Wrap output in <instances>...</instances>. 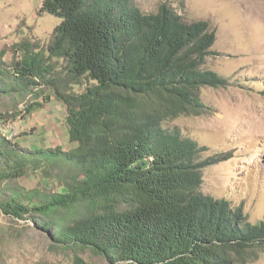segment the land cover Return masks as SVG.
<instances>
[{
    "label": "trees",
    "instance_id": "1",
    "mask_svg": "<svg viewBox=\"0 0 264 264\" xmlns=\"http://www.w3.org/2000/svg\"><path fill=\"white\" fill-rule=\"evenodd\" d=\"M44 14L60 19L44 45L26 35L10 62L0 51V96L61 102L71 148L10 139L0 113V212L110 264H238L263 249L264 222L203 190L214 159L171 125L202 114V88L226 84L207 68L209 23L136 0H44ZM38 171L56 191L17 184Z\"/></svg>",
    "mask_w": 264,
    "mask_h": 264
},
{
    "label": "rangeland",
    "instance_id": "2",
    "mask_svg": "<svg viewBox=\"0 0 264 264\" xmlns=\"http://www.w3.org/2000/svg\"><path fill=\"white\" fill-rule=\"evenodd\" d=\"M44 0H0V51L29 35L44 45L60 19L39 15ZM146 11L163 2L183 11L190 20L209 23L216 33L207 68L226 84L200 91L199 116L183 115L171 123L206 147L213 157L204 169L203 190L242 207L251 223L264 222V0H136ZM27 28L31 29V33ZM43 101L27 96L23 101L0 96L2 125L10 139L34 147L70 150L65 106L53 99L28 115L26 105ZM24 145V143H22ZM41 171L17 184L26 190L57 186ZM35 220H18L0 212V264H110L90 250L56 248L48 232ZM238 264H264V248L247 252Z\"/></svg>",
    "mask_w": 264,
    "mask_h": 264
}]
</instances>
